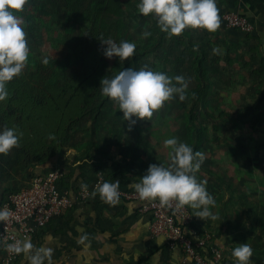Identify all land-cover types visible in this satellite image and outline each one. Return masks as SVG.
Returning a JSON list of instances; mask_svg holds the SVG:
<instances>
[{
  "label": "rangeland",
  "instance_id": "obj_1",
  "mask_svg": "<svg viewBox=\"0 0 264 264\" xmlns=\"http://www.w3.org/2000/svg\"><path fill=\"white\" fill-rule=\"evenodd\" d=\"M138 2L28 0L19 13L30 55L23 73L11 82L36 102L50 88L73 84L76 115L63 147L50 149L52 155L43 163L17 148L0 154V207L33 176L54 167L68 180L79 173L78 184L101 176L106 181L118 178L120 189H134L131 185L139 182L150 164L168 165L164 140L177 137L204 155L196 178L206 181L216 201L211 210L218 219L201 220L210 227L211 241L218 243L223 260L235 264L231 250L248 243L253 249L251 264H264V27L248 35L227 26L219 14L216 32L189 28L169 37L151 15L139 14ZM144 31L151 36L144 38ZM101 36L134 42L136 51L124 61L108 59ZM91 52L98 55L97 70L91 71L89 82L79 85L86 74L82 56ZM144 65L171 77L184 76L186 99L165 102L151 121L137 120L129 130L118 105L102 95L100 83L123 69ZM197 86L204 98L194 109L201 138L193 142L188 105Z\"/></svg>",
  "mask_w": 264,
  "mask_h": 264
},
{
  "label": "clouds",
  "instance_id": "obj_2",
  "mask_svg": "<svg viewBox=\"0 0 264 264\" xmlns=\"http://www.w3.org/2000/svg\"><path fill=\"white\" fill-rule=\"evenodd\" d=\"M28 0H0V102L9 97L8 83L18 78L24 71L30 55V45L21 13ZM218 0H139L137 10L144 17L152 16L160 31L169 37L181 35L185 29H204L216 32L220 27ZM144 38L151 32L144 31ZM106 46L103 55L111 59L118 57L124 61L132 57L137 45L128 40L116 42L112 38H100ZM218 49H213L216 53ZM44 63H47L45 58ZM175 81V83L173 82ZM188 81L182 75L171 77L162 71L141 68H127L110 78H103L100 89L103 96L110 98L123 113V120L129 122V130L137 120H150L165 102L179 98L186 99ZM135 117V119L133 118ZM22 133L16 127L0 128V154L7 155L13 148L19 147ZM49 140H55L53 133ZM168 151V165L150 164L139 182L132 185L143 201H158L162 206L175 201L178 207L190 206L194 216L202 220H217L212 212L215 199L206 188V181H198L196 173L201 168L204 155L195 151L177 137L164 140ZM87 191L86 184L81 185ZM111 206L120 202V181H103L91 192L95 198ZM13 212L7 206L0 207V222L7 223ZM78 243L85 249L89 247L87 234L82 235ZM7 249L17 255L24 254L30 264H52L53 248L35 247L28 238L8 244ZM235 264H251L253 249L248 243H241L231 250ZM138 257V256H137ZM127 259V257H125Z\"/></svg>",
  "mask_w": 264,
  "mask_h": 264
},
{
  "label": "crops",
  "instance_id": "obj_3",
  "mask_svg": "<svg viewBox=\"0 0 264 264\" xmlns=\"http://www.w3.org/2000/svg\"><path fill=\"white\" fill-rule=\"evenodd\" d=\"M217 6L219 14L224 15L233 10L247 18L253 24L254 31L255 28L260 30L264 27V0H218ZM262 33L261 38L264 39V31ZM47 170L37 175H42ZM76 177L80 180L79 173L70 180L67 177L62 178L61 183H67V187L64 184L61 187L72 192L81 189L82 184H92L86 180L78 184ZM122 189L127 190L126 187ZM126 192L138 196L134 189ZM143 205L144 201L135 199L131 202L120 200L117 205L111 206L97 195L87 202L75 204L30 240L37 248H53L52 264H196L181 250L170 248L162 238L150 235V215L140 211ZM185 206L194 219L192 229L209 234L210 227L194 216L195 211L191 207ZM84 234L88 236L87 249L78 243ZM211 237L210 247L219 251L218 243L211 241ZM2 256L0 252V264ZM13 264L30 262L24 254H19ZM220 264L230 262L223 260L221 254Z\"/></svg>",
  "mask_w": 264,
  "mask_h": 264
},
{
  "label": "built area",
  "instance_id": "obj_4",
  "mask_svg": "<svg viewBox=\"0 0 264 264\" xmlns=\"http://www.w3.org/2000/svg\"><path fill=\"white\" fill-rule=\"evenodd\" d=\"M223 21L246 34L254 32L253 24L233 10L224 13ZM62 178V170L54 167L33 176L19 192L8 195L2 207L11 209L13 217L7 223L0 222L2 264H13L19 257L7 249L8 244L34 238L75 204L89 201L96 185L106 181L98 176L87 191L81 188L70 192L61 187ZM135 199L141 200L136 194L120 189V200L131 202ZM140 211L150 215L152 237L162 238L170 248L181 250L196 264H220L221 253L210 247V235L192 229L194 219L186 206L178 207L175 201L166 206L158 201H144Z\"/></svg>",
  "mask_w": 264,
  "mask_h": 264
},
{
  "label": "trees",
  "instance_id": "obj_5",
  "mask_svg": "<svg viewBox=\"0 0 264 264\" xmlns=\"http://www.w3.org/2000/svg\"><path fill=\"white\" fill-rule=\"evenodd\" d=\"M82 57L86 74L79 81V85L89 82L90 73L97 70V53L91 52L90 55H83ZM68 86L59 89L50 88L42 96V99L36 102L31 97L24 96L23 89L19 87L18 83L9 82V97L6 101L0 102V122L4 127L18 128L23 134L19 147H16L18 153L33 155L34 159H37V164L43 163L45 159L52 155V153H49L50 149L60 150L63 147L66 131L75 118L76 114L73 112V107L76 95H74L76 91L74 88L76 86H73V84ZM201 89L200 86H197L191 91L188 105V120L192 127L193 142H199L201 138L200 127L194 113L196 104L204 98V92ZM12 108L15 109L14 113L10 112ZM49 133L55 135V140L48 139ZM193 149L197 150L194 147ZM21 160L17 158L18 162ZM21 189L12 193L19 192Z\"/></svg>",
  "mask_w": 264,
  "mask_h": 264
}]
</instances>
